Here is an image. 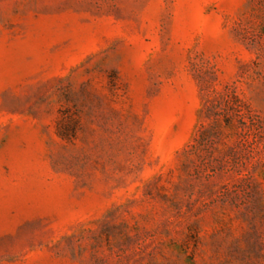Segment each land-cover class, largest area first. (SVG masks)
Segmentation results:
<instances>
[{
  "label": "rangeland",
  "instance_id": "obj_1",
  "mask_svg": "<svg viewBox=\"0 0 264 264\" xmlns=\"http://www.w3.org/2000/svg\"><path fill=\"white\" fill-rule=\"evenodd\" d=\"M0 264H264V0H0Z\"/></svg>",
  "mask_w": 264,
  "mask_h": 264
}]
</instances>
